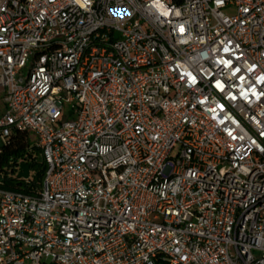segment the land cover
I'll return each instance as SVG.
<instances>
[{
    "label": "built area",
    "instance_id": "built-area-1",
    "mask_svg": "<svg viewBox=\"0 0 264 264\" xmlns=\"http://www.w3.org/2000/svg\"><path fill=\"white\" fill-rule=\"evenodd\" d=\"M0 88V264H264V0H0Z\"/></svg>",
    "mask_w": 264,
    "mask_h": 264
},
{
    "label": "trees",
    "instance_id": "trees-1",
    "mask_svg": "<svg viewBox=\"0 0 264 264\" xmlns=\"http://www.w3.org/2000/svg\"><path fill=\"white\" fill-rule=\"evenodd\" d=\"M10 141L0 152V170H5V167L9 165L20 166L25 160L31 168L36 167L37 171L30 182L15 174L5 180V186L23 189L27 192L32 191L42 181L46 169L45 161L39 150H28V145L32 144L29 132H13Z\"/></svg>",
    "mask_w": 264,
    "mask_h": 264
},
{
    "label": "rangeland",
    "instance_id": "rangeland-1",
    "mask_svg": "<svg viewBox=\"0 0 264 264\" xmlns=\"http://www.w3.org/2000/svg\"><path fill=\"white\" fill-rule=\"evenodd\" d=\"M226 11L231 13V12H233V9L232 8H228ZM4 112H5L4 93L2 91V88H0V117L3 116ZM71 118H72L71 116H66L65 115L63 117V120H68V119H71ZM33 139H35V133L34 132H30V140L32 141V143L34 142ZM36 171H37L36 167H32L31 168L32 176L35 175Z\"/></svg>",
    "mask_w": 264,
    "mask_h": 264
},
{
    "label": "water",
    "instance_id": "water-1",
    "mask_svg": "<svg viewBox=\"0 0 264 264\" xmlns=\"http://www.w3.org/2000/svg\"><path fill=\"white\" fill-rule=\"evenodd\" d=\"M21 167L23 170L18 175L22 178H28L30 176V165L28 163H22Z\"/></svg>",
    "mask_w": 264,
    "mask_h": 264
}]
</instances>
